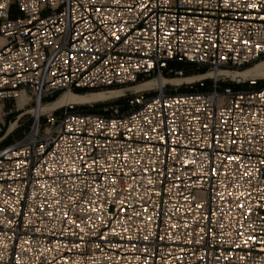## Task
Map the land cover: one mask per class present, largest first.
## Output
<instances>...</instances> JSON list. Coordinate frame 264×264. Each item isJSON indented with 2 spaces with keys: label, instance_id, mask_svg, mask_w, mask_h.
<instances>
[{
  "label": "built area",
  "instance_id": "2783aa9c",
  "mask_svg": "<svg viewBox=\"0 0 264 264\" xmlns=\"http://www.w3.org/2000/svg\"><path fill=\"white\" fill-rule=\"evenodd\" d=\"M0 3L2 111L264 58V0ZM207 80L0 148V264H264V85Z\"/></svg>",
  "mask_w": 264,
  "mask_h": 264
},
{
  "label": "rangeland",
  "instance_id": "374dc122",
  "mask_svg": "<svg viewBox=\"0 0 264 264\" xmlns=\"http://www.w3.org/2000/svg\"><path fill=\"white\" fill-rule=\"evenodd\" d=\"M18 13L14 9L13 11V17H17ZM264 62V58L258 60L257 62H254L242 70H232V72L227 73L225 71L220 72V74L217 76L212 75L211 72H209L208 69L202 68L200 70L196 68H191L192 66L187 65L185 63H172V66L177 69H188L189 72H187L185 75L186 78L184 80H177V81H168L166 85L165 92L167 94H183L188 93L190 91V84L185 82H192L193 80L200 79V78H209V80H212L211 78H218L221 79V87H227L231 86L234 88L233 85H228V83H234L232 79H237L238 77H235L236 73H243L246 71H251V75L253 77H241L243 79H259L261 80V84L264 85V68H263V75L256 77L255 74L257 71L256 68L259 64ZM165 79H173L170 77H165ZM227 79V80H225ZM150 82L153 81V79L148 80ZM146 81V82H148ZM145 81H142L135 85H129L126 87H116L111 89H103V90H89V91H83V94H91L95 93V91H101V92H107L112 90H118L121 91V96L117 98H113L104 102H98V103H92V104H86V105H75V108L73 110H69V112L76 113V114H91V115H102L107 114L105 109L111 110L112 108H119L122 112H127L129 110V101L132 99L133 96H135V92L138 90H146V92L149 94L150 97L155 96L157 94V90L161 87L154 85H144L146 83ZM182 82L184 84L180 85ZM197 82V81H195ZM212 84V81H211ZM210 89V86L208 87ZM242 89V87L238 88ZM65 94V92H60L54 96V98H50L43 101V107H49L52 106L53 103L60 100ZM30 102V101H29ZM19 103L16 101L8 102L5 106V109L0 111V148L6 147L7 145L15 142L16 140H21L29 131H31L37 124L38 116L34 115L32 113L33 110H39L38 104L35 102L28 103L26 106L24 105L23 109H20L18 107ZM127 105V108H122L123 106ZM95 106V107H94ZM66 107H62L57 109V114H61L65 112ZM42 115V114H41ZM16 123L17 126H19L14 132L8 133L10 127L12 124Z\"/></svg>",
  "mask_w": 264,
  "mask_h": 264
},
{
  "label": "bare ground",
  "instance_id": "6f19581e",
  "mask_svg": "<svg viewBox=\"0 0 264 264\" xmlns=\"http://www.w3.org/2000/svg\"><path fill=\"white\" fill-rule=\"evenodd\" d=\"M5 44V40L4 38H2L0 36V48ZM263 68H264V62L259 64L258 67L256 68L257 71L255 76L259 77L261 75H263ZM225 71L227 73H230L232 71H227V70H220L217 72H213V71H209L212 73V75H219L220 72ZM252 71V70H251ZM251 71H246L243 73H236L235 77L241 78V77H253L250 73ZM186 78H174V79H153L152 82L148 81L146 82L144 85H156L159 86L161 88L165 87L168 83V81H177V80H184ZM218 79V78H216ZM197 80V79H196ZM196 80H193L192 82H185V83H193ZM181 84H184V82H182ZM180 84V85H181ZM160 88V89H161ZM67 94H65L60 100L56 101L55 103L52 104V106L49 107H43V106H39L38 109L39 110H33L32 113L36 116H40L41 114H46L52 111H55L59 108L62 107H66V106H75V105H86V104H92V103H98V102H104L113 98H117L121 96V91L118 90H112V91H107V92H95V93H91V94H85V95H80V94H76L74 92H65ZM30 101V98L25 94L22 93L21 96L18 99V107L20 109H23L24 105L26 106ZM25 108V107H24ZM2 109V106L0 105V111ZM17 128V124L14 123L11 125L8 133H12L16 130Z\"/></svg>",
  "mask_w": 264,
  "mask_h": 264
},
{
  "label": "trees",
  "instance_id": "16d2710c",
  "mask_svg": "<svg viewBox=\"0 0 264 264\" xmlns=\"http://www.w3.org/2000/svg\"><path fill=\"white\" fill-rule=\"evenodd\" d=\"M188 69H190V68H188ZM188 69H187L186 73L189 72ZM186 73H185V74H186ZM230 84L234 86V89L239 90L238 88H240V86L235 85L234 83H228V85H230ZM205 86H206L205 90H208V87L211 86V80H207V81L205 82ZM95 92H99V91H95ZM74 93H76V94H83V91H76V92H74ZM183 94H184V93H183ZM53 98H54V97H53ZM126 106H127V105L123 106L122 108H123V109H124V108H127ZM94 107H95V106H94Z\"/></svg>",
  "mask_w": 264,
  "mask_h": 264
},
{
  "label": "water",
  "instance_id": "95a60500",
  "mask_svg": "<svg viewBox=\"0 0 264 264\" xmlns=\"http://www.w3.org/2000/svg\"><path fill=\"white\" fill-rule=\"evenodd\" d=\"M200 79H201V78H200ZM205 79H209V78H205ZM211 79H213V78H211ZM237 79H238V78H237ZM241 79H242L243 81H245V82L249 80V79H243V78H241ZM197 80H199V79H197ZM197 80H196V81H197ZM232 80L235 81L236 78H235V79H232ZM193 83H194V82H193ZM188 84H190V83H188ZM181 85H182V84H181ZM139 91H146V90H138V91H136V92H139ZM136 92H135V93H136ZM55 111H57V110H55Z\"/></svg>",
  "mask_w": 264,
  "mask_h": 264
},
{
  "label": "snow or ice",
  "instance_id": "6c2138e0",
  "mask_svg": "<svg viewBox=\"0 0 264 264\" xmlns=\"http://www.w3.org/2000/svg\"><path fill=\"white\" fill-rule=\"evenodd\" d=\"M5 5L3 3H0V8H4ZM231 159H235V157H232Z\"/></svg>",
  "mask_w": 264,
  "mask_h": 264
}]
</instances>
